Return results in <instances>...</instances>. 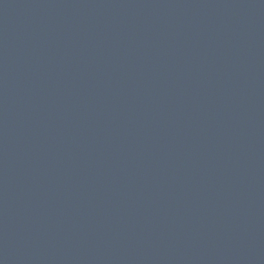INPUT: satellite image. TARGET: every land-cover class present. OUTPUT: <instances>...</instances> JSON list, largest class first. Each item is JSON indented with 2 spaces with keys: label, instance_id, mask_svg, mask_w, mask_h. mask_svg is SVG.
<instances>
[{
  "label": "water",
  "instance_id": "water-1",
  "mask_svg": "<svg viewBox=\"0 0 264 264\" xmlns=\"http://www.w3.org/2000/svg\"><path fill=\"white\" fill-rule=\"evenodd\" d=\"M0 264H264V0H0Z\"/></svg>",
  "mask_w": 264,
  "mask_h": 264
}]
</instances>
